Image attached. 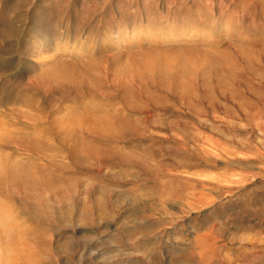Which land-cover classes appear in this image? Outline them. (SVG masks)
Masks as SVG:
<instances>
[{
    "label": "rangeland",
    "instance_id": "374dc122",
    "mask_svg": "<svg viewBox=\"0 0 264 264\" xmlns=\"http://www.w3.org/2000/svg\"><path fill=\"white\" fill-rule=\"evenodd\" d=\"M0 122L2 264H264V0H0Z\"/></svg>",
    "mask_w": 264,
    "mask_h": 264
},
{
    "label": "bare ground",
    "instance_id": "6f19581e",
    "mask_svg": "<svg viewBox=\"0 0 264 264\" xmlns=\"http://www.w3.org/2000/svg\"><path fill=\"white\" fill-rule=\"evenodd\" d=\"M117 35V37L119 36L118 33H115ZM123 39V38H122ZM109 40V39H108ZM106 40V43L107 41ZM109 42V41H108ZM43 45V44H42ZM67 50V49H66ZM60 51V50H59ZM52 52V51H51ZM67 53V52H66ZM53 55V54H52ZM51 63V62H50ZM50 68V67H49ZM68 69H71V71L75 72L74 70V64L73 63H68V62H64V61H59L57 62L54 66H52L49 70V72H51V74H56L58 75L59 73H63L66 72ZM59 72V73H58ZM94 75V74H93ZM53 78V77H52ZM184 90V89H182ZM181 90V91H182ZM84 119L87 120L88 128L90 130L96 131V130H100V131H105L106 133H109V129H110V122L112 121V119H107L104 116L101 115H89V116H84ZM55 119V118H54ZM76 118H74L75 121ZM4 119H2L3 121ZM59 120V119H58ZM115 120V119H114ZM56 122V120H55ZM1 123V122H0ZM84 123V124H85ZM54 125V124H53ZM62 126L64 124H61ZM60 127V126H59ZM119 127V126H118ZM61 128V127H60ZM119 129V128H118ZM117 129V130H118ZM67 130V129H66ZM54 132V131H53ZM98 132V131H97ZM55 133V132H54ZM81 133V131H80ZM84 133V132H83ZM88 133V132H87ZM82 134V133H81ZM113 134V133H112ZM117 134V133H116ZM122 134V133H121ZM91 135V134H89ZM86 136V135H85ZM75 137V136H74ZM109 137V136H108ZM20 138V137H19ZM76 139V138H75ZM11 140H17V139H9L6 138V136H3L0 134V145L4 144V143H9V141ZM17 142H25L28 143L29 145H31L32 147H36V144L33 142H30V140L28 138H24L22 137L21 139L17 140ZM89 143V142H88ZM77 144V143H76ZM81 144V143H80ZM79 145V144H78ZM90 145V144H88ZM37 148V147H36ZM92 148V147H91ZM96 149V148H95ZM101 150V149H100ZM85 152V150H84ZM70 153V152H69ZM117 153V152H116ZM78 154V153H76ZM82 154V153H81ZM74 155V154H73ZM88 155V154H87ZM75 156V155H74ZM79 157V156H78ZM77 157V158H78ZM25 159V158H24ZM81 159V158H80ZM83 159V158H82ZM85 164V163H84ZM5 176H7L8 178H10L13 181H16L20 184H22L23 186H25L28 189H34L37 187H42L45 190H47L48 192H51L55 189H57V186L60 184V178L57 177L56 175L47 172L45 170L39 169L38 167H35L34 165L31 164V162L29 161H25V160H20V159H10L9 155H1L0 153V181L2 180V178H4ZM3 181V180H2ZM95 189V188H94ZM38 190V189H37ZM26 191V190H25ZM96 192V191H95ZM94 193V192H93ZM55 196V195H54ZM102 202V201H101ZM98 207V206H97ZM1 210V209H0ZM4 210V209H3ZM7 215H8V211ZM5 212V213H6ZM12 212V211H11ZM74 212V211H73ZM2 213V212H1ZM4 213V211H3ZM4 213V214H5ZM18 213V212H17ZM16 213V214H17ZM10 214V213H9ZM47 214V213H46ZM45 213H42V215H46ZM70 211L69 208L68 209H62V211H57L56 212V217H58V219H63L65 218V216L67 217L68 215H70ZM96 214V213H95ZM5 216V215H4ZM106 216V213H105ZM1 217V216H0ZM10 217V215L8 216ZM5 218V217H4ZM7 218V217H6ZM14 218V217H13ZM66 219V218H65ZM9 220V219H8ZM11 221V219H10ZM10 223V222H8ZM5 224L3 222L2 219H0V227H4ZM7 227V226H6ZM13 231V230H12ZM6 232V231H5ZM8 232V231H7ZM14 232V231H13ZM11 233V232H10ZM13 234V233H12ZM14 236V234H13ZM78 240V239H77ZM190 238H186L184 239L181 243H170L169 247L170 250L175 253L179 250H183L185 247L188 248V245L190 243H194V247L197 251V255L199 260L201 261V263H205L207 260H209V256L210 254H203V250L209 245V244H213L212 240L213 238L208 234H199L196 236L191 237V241H189ZM1 241V240H0ZM59 241V240H58ZM214 241V240H213ZM24 244V243H23ZM4 245V244H3ZM5 246L6 248L10 251L13 250L14 247V239L13 237H10L8 235H6V239H5ZM61 246H65L67 248L71 247V244L68 242H64L62 243L59 248ZM19 247V246H18ZM63 249V248H62ZM71 249V248H70ZM208 249V248H207ZM214 249V248H213ZM212 249V250H213ZM3 250V249H2ZM34 250V249H33ZM156 250V248L154 249ZM165 250V248H164ZM169 250V249H168ZM14 251V250H13ZM22 251V250H21ZM158 251V248H157ZM15 253V251H14ZM18 253V252H17ZM1 254V252H0ZM4 254V253H3ZM177 254V253H176ZM14 255V254H13ZM174 255V254H173ZM172 255V256H173ZM1 256V255H0ZM11 261L16 264H38L39 260L37 258V256L32 253V252H25L24 254H22V256L20 257L19 261L16 262V258L14 256H11ZM171 260V259H170ZM1 264H2V260ZM104 261V260H103ZM19 262H23V263H19ZM4 264V263H3ZM118 264V263H117ZM168 264V263H166ZM178 264V263H177ZM181 264V263H179Z\"/></svg>",
    "mask_w": 264,
    "mask_h": 264
}]
</instances>
